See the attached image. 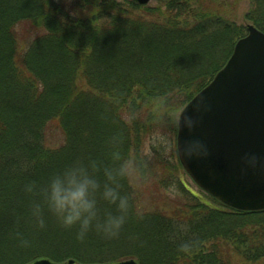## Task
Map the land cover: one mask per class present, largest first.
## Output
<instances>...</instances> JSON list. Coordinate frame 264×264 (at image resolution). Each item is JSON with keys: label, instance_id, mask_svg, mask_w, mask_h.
I'll use <instances>...</instances> for the list:
<instances>
[{"label": "trees", "instance_id": "1", "mask_svg": "<svg viewBox=\"0 0 264 264\" xmlns=\"http://www.w3.org/2000/svg\"><path fill=\"white\" fill-rule=\"evenodd\" d=\"M239 1L0 0V264H264V212L195 196L174 150L177 129L153 112L164 97L175 116L222 69L246 35L226 18ZM249 1L245 19L264 34V0ZM115 134L139 168L121 182L133 211L120 236L79 242L47 211L37 228L25 185L43 186L77 157L109 163ZM189 240L197 246L179 252Z\"/></svg>", "mask_w": 264, "mask_h": 264}, {"label": "water", "instance_id": "2", "mask_svg": "<svg viewBox=\"0 0 264 264\" xmlns=\"http://www.w3.org/2000/svg\"><path fill=\"white\" fill-rule=\"evenodd\" d=\"M140 6L151 0H135ZM210 109L200 114L193 135L203 140L209 155L204 160L179 163L195 186L223 206L242 213L264 212V167L248 168L245 154L264 158V35L247 26L226 65L211 83L182 110L191 112L194 102ZM179 115V117H180ZM187 135L177 133L178 143ZM31 264H57L39 259ZM62 264H76L69 260ZM109 264H138L135 260Z\"/></svg>", "mask_w": 264, "mask_h": 264}, {"label": "clouds", "instance_id": "3", "mask_svg": "<svg viewBox=\"0 0 264 264\" xmlns=\"http://www.w3.org/2000/svg\"><path fill=\"white\" fill-rule=\"evenodd\" d=\"M210 107L205 101L194 102L191 112H184L177 119L174 115L168 116L170 106L166 98L154 101L153 112L157 119L166 117L173 127L187 133L174 146L176 154L185 162L204 160L209 155L206 143L193 133L199 126L200 114ZM106 143L109 163L101 158L77 157L50 174L43 186H38L35 181L25 185V191L35 197L30 216L37 228L46 227L47 211L61 228L74 229L75 239L79 242H84L90 233L104 239L120 236L133 211L130 196L121 192V182L132 177L139 168L133 159L122 155L119 134L110 137ZM244 162L251 169L264 167V158L256 154L246 153ZM102 203L110 207L102 209ZM135 215L140 218L139 212ZM179 228L185 230L184 225ZM17 238L20 246L30 245L21 234L17 233ZM197 244L195 240L182 242L178 251L189 253Z\"/></svg>", "mask_w": 264, "mask_h": 264}, {"label": "rangeland", "instance_id": "4", "mask_svg": "<svg viewBox=\"0 0 264 264\" xmlns=\"http://www.w3.org/2000/svg\"><path fill=\"white\" fill-rule=\"evenodd\" d=\"M121 1V0H118ZM167 0H151V2L143 7L146 8H156V7H163L164 4L166 3ZM250 9V1L249 0H240L239 3L237 4L236 7L233 8V10L229 11L228 14L226 15V18L235 23L237 26H241V27H245L246 29V35L244 37L247 36V26L249 25L248 22L246 21L245 17L246 14L249 12ZM239 41V40H238ZM237 41V42H238ZM236 42V43H237ZM236 45V44H235ZM235 47V46H234ZM234 50V49H233ZM233 53V52H232ZM232 55V54H231ZM231 57V56H230ZM229 57V59H230ZM228 59V60H229ZM227 60V61H228ZM227 63V62H226ZM225 63V64H226ZM225 66V65H224ZM223 66V67H224ZM222 67V68H223ZM182 111V110H181ZM181 111L179 113H177L175 115V117L178 119L179 115L181 113ZM164 141H167V150H168V154L170 153V145H169V139L168 138H164ZM175 146V145H174ZM185 183L188 185L190 191L197 196L199 199L203 200L205 203H207L210 206L216 207V204L211 200V198H209L204 192H202L197 186H195L193 184V182L189 179V178H185ZM157 204V203H156ZM160 207H163L162 203H159ZM166 211L171 212L169 209H167ZM42 259V258H41ZM43 259H47V258H43ZM39 259H36L34 261H37ZM49 260V259H48ZM33 261V262H34ZM51 261V260H50ZM53 262V261H51ZM31 262L27 263V264H31ZM56 263V262H54ZM57 264H62V263H57ZM78 264V263H77Z\"/></svg>", "mask_w": 264, "mask_h": 264}]
</instances>
